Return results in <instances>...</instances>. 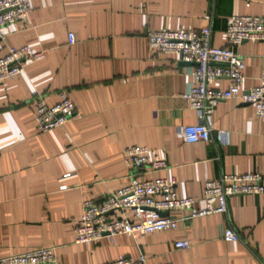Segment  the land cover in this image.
Here are the masks:
<instances>
[{"label": "crops", "instance_id": "0c3cea01", "mask_svg": "<svg viewBox=\"0 0 264 264\" xmlns=\"http://www.w3.org/2000/svg\"><path fill=\"white\" fill-rule=\"evenodd\" d=\"M31 6L27 22L10 24L0 39V56L23 45L45 51L16 77L0 80V258L52 247L60 264L122 256H144V264H264V194L231 196L225 214L179 221L174 230L138 238L121 234L85 244L76 243L74 233L84 200H101L128 184V146L165 155L169 167L145 176L174 179L181 197L201 198L205 182L222 174L264 176V118L252 104L239 98L219 102L209 119L210 141L189 143L178 136L179 126L200 121L184 97L194 64L178 54L153 53L147 39L150 30L212 26L211 44L225 46L227 19L264 16V0H31ZM234 50L244 58L242 90L248 92L259 84L264 41H246ZM228 85L225 78L209 84ZM63 90L77 115L40 131L35 98L46 95L53 105ZM219 131L229 132L228 145L221 144ZM66 174L71 176L64 179ZM204 206L202 200L196 204ZM225 227L241 241L223 240ZM179 240L190 246L175 248Z\"/></svg>", "mask_w": 264, "mask_h": 264}, {"label": "built area", "instance_id": "2783aa9c", "mask_svg": "<svg viewBox=\"0 0 264 264\" xmlns=\"http://www.w3.org/2000/svg\"><path fill=\"white\" fill-rule=\"evenodd\" d=\"M31 0H0V39L6 35V27L16 22H27L31 12ZM213 28L159 29L147 33L150 50L159 54H178L182 59L194 62L190 71V88L184 95L190 107L195 109L199 122L181 125L177 134L189 143L211 140L213 127L210 116L219 102L239 98L255 106L259 118H264V67L259 84L248 93L243 92L245 61L234 48L246 41H264V16L232 14L226 22V45L211 44ZM68 41L74 44L75 34L69 32ZM45 57L44 50L30 45L10 47L6 55L0 56V80L12 79L23 72L27 63ZM225 78L227 88L210 87L217 79ZM35 117L40 131H49L64 126L77 115L76 106L65 90L53 105L46 102V95L34 100ZM222 145H228L230 135L219 131ZM124 161L130 171L129 182L123 188L112 191L101 200L86 199L82 204V215L74 220L76 243L90 244L102 238L111 240L121 234L135 238L149 233L174 230L179 221L211 214H225L228 198L234 195L264 194V176L260 172L227 173L205 182L203 196L181 197L176 190V181L167 177L147 178V173L159 172L169 167L167 157L147 146L132 145L123 150ZM71 174L64 175V179ZM61 188L67 189V185ZM205 206L197 208L199 201ZM173 210H189L188 215L173 217ZM132 212L130 217L127 212ZM168 215H163L164 213ZM221 237L227 242L241 241L240 234L225 227ZM188 240L175 242V248L186 249ZM145 257L137 259L120 257L99 264H144ZM0 264H60L55 248L43 247L20 254L0 258Z\"/></svg>", "mask_w": 264, "mask_h": 264}, {"label": "water", "instance_id": "95a60500", "mask_svg": "<svg viewBox=\"0 0 264 264\" xmlns=\"http://www.w3.org/2000/svg\"><path fill=\"white\" fill-rule=\"evenodd\" d=\"M192 64H194V62H191ZM248 93V92H247ZM163 215H168V213L166 212V213H164Z\"/></svg>", "mask_w": 264, "mask_h": 264}]
</instances>
